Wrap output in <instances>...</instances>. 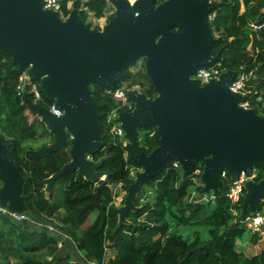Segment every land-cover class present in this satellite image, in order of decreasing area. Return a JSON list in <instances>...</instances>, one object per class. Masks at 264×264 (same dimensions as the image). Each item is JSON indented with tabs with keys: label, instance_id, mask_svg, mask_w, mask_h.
<instances>
[{
	"label": "water",
	"instance_id": "obj_1",
	"mask_svg": "<svg viewBox=\"0 0 264 264\" xmlns=\"http://www.w3.org/2000/svg\"><path fill=\"white\" fill-rule=\"evenodd\" d=\"M110 0L116 11L102 26L83 19L78 8L64 19L60 11L46 9L44 0H0V49L18 70L38 79L46 98L61 111L25 96L31 113L39 116L54 133L55 141L30 154L34 161L69 147L70 161L39 182L49 192L67 171L77 179L107 182L111 171L100 169L108 155H91L101 149L106 127L100 103L91 85L115 92L122 88L126 68L145 60V70L155 89L148 96L137 89L128 92L132 110H122L119 121L125 138L136 142L140 129L157 130L159 145L149 154L135 155L141 166L129 183L119 224L137 211V195L153 185L166 165L178 162L182 177L202 166V192H217L223 186L222 172L232 180L242 173L252 177L264 160V116L256 108L241 105L245 94L232 90L237 70L226 69L218 78L202 84L193 76L218 62L214 53L210 14L223 2L210 0ZM25 178L9 158L0 137V205L16 213L30 210L23 201ZM264 199V173L249 178L241 209L255 212Z\"/></svg>",
	"mask_w": 264,
	"mask_h": 264
},
{
	"label": "trees",
	"instance_id": "obj_2",
	"mask_svg": "<svg viewBox=\"0 0 264 264\" xmlns=\"http://www.w3.org/2000/svg\"><path fill=\"white\" fill-rule=\"evenodd\" d=\"M83 1L61 0L63 15L67 17L78 8L81 17L88 21L89 12L83 8ZM86 5L97 18H104L106 7L115 8L110 0H87ZM213 13L212 32L218 34L214 53L221 50L222 66L254 71L257 87H264V29L252 32L249 28L251 22L264 21V0H224L223 6ZM131 69L126 68L124 82H135L134 75L142 72L133 73ZM20 74L12 58L0 49V137L7 144L9 158L25 178L23 201L33 218L58 219L57 228L68 235L88 263L103 264L107 250L111 249L117 254L110 264H264V249L248 256L237 247L249 231L245 219L255 213L242 211L243 197L234 204L227 196L231 182L228 174L222 177L223 186L206 196L203 185L196 186L190 177L184 179L182 170L170 163L153 178L154 199L148 201L138 194L135 206L139 209L129 212L127 224H119L113 187L121 184L127 191L134 181L133 173L141 167L135 155L142 151L151 153L159 145V136L153 130L143 143L139 138L126 145L115 139L109 132L107 117L120 105L119 101L96 85L91 88L100 103L106 131L100 138L101 149L91 157L97 160L108 155L100 169L111 171L109 180L77 179L76 170L67 171L46 192L39 182L64 167L71 159L70 151L65 147L36 161L30 157L52 144L55 135L39 116L31 113L25 94L17 92ZM143 92L148 96L156 94L154 87ZM27 96L35 100L30 92ZM43 97L42 105H53L52 100ZM38 140L42 144L37 146ZM263 173L264 160L257 166V180ZM195 191L206 199H196ZM261 204L264 206V199ZM233 208L238 209V214H234ZM95 211V220L84 227ZM173 226L196 230L189 239L173 232ZM259 241L264 243L258 232L253 233L250 242L256 245ZM59 248V239L48 225L32 227L29 222H15L0 213V264H70V255H57Z\"/></svg>",
	"mask_w": 264,
	"mask_h": 264
},
{
	"label": "built area",
	"instance_id": "obj_3",
	"mask_svg": "<svg viewBox=\"0 0 264 264\" xmlns=\"http://www.w3.org/2000/svg\"><path fill=\"white\" fill-rule=\"evenodd\" d=\"M133 1V0H131ZM44 7L46 9H54L60 11L62 13L61 0H44ZM62 17L65 19L66 17L62 13ZM215 17V13L210 14V21H212ZM249 28L252 32H259L264 29V21H254L251 22ZM214 36H218L217 33L213 34ZM251 49L250 46L248 48ZM226 69L222 66L221 62L218 61L214 63V65L198 70V72L193 76L194 78H199L201 83L204 84L208 82L212 78H218L220 74ZM257 74L254 71L245 72V71H237V75L232 84V90L236 92H240L247 96L246 100L241 103L242 106L246 108H256L258 113L264 116V87H257ZM139 90L142 91V86L136 82H123V86L121 89L111 92L106 91L107 93L113 95V97L119 101V106L112 109L107 117L108 126L110 127L109 132L115 138L122 141L123 145H126L129 141L125 138V130L121 126V122L119 121V113L122 110H132L133 102L128 99V92L131 90ZM16 90L19 94H25L27 96V92H30L35 100V103H40L44 98L43 91L40 87L39 82H34L33 79L27 73V70H23L19 76L18 83L16 85ZM42 105V104H41ZM44 106V105H43ZM51 111L57 115L61 114V111L58 110L54 104L49 107ZM121 109V110H120ZM106 127V125H105ZM106 131V130H105ZM173 165L176 168H181L178 162H173ZM202 166L198 165L193 173V175H199L202 173ZM227 172H222V177L226 176ZM252 178L257 180V168H254L252 177H247L244 173L238 179L232 180L230 182L229 190L227 192V196L230 198L232 203H237L240 201L241 197H243V193L245 192V183L246 181ZM204 197V196H203ZM203 199H206L204 197ZM234 214H238V209L233 208ZM0 213L7 216L11 220L15 222H36L34 218L27 212L16 213L9 211L0 205ZM255 214L249 216L245 219V224L248 226L249 230L253 233L258 232L261 235V238L264 239V206H261L260 209L254 212ZM48 228L51 231H55L56 227L54 225H48ZM70 264H95L88 263L86 260L80 263L76 261H70Z\"/></svg>",
	"mask_w": 264,
	"mask_h": 264
},
{
	"label": "rangeland",
	"instance_id": "obj_4",
	"mask_svg": "<svg viewBox=\"0 0 264 264\" xmlns=\"http://www.w3.org/2000/svg\"><path fill=\"white\" fill-rule=\"evenodd\" d=\"M86 2H87V0L83 1V3H84L83 4V8L87 9V11L89 12L88 21L93 22V24L97 25V26H102L103 23L107 22L108 16L112 15L116 11V8H114V7H110V6L106 7L104 9V11H105L104 18H97V17H95L94 12H92V10H90L87 7ZM241 11H244V6L243 5L241 7ZM211 25H212V21H211ZM212 27H213V30H214V26H212ZM131 70H132L133 73H137L140 70H142V72L134 75V81L136 83H139L142 86V91H146L147 89H151L153 87L152 86V82H151V80H150V78L147 75L146 70H145V62L142 63L139 60L138 65L136 67L132 68ZM91 86L94 87L93 84ZM140 132H141V135H140L139 142L143 143V141L145 140V138L148 136V134L151 131L141 128ZM40 144H42V142L39 141V140L37 142H35V145H37V146L40 145ZM140 169H141V167H140ZM182 173H183V171H182ZM190 179H193L195 181L196 186L203 185V183L200 180V176L198 174L194 175V176L191 175ZM113 188H114V193H115V205L116 206L123 205V199H124V196H125V194L127 192L125 187L123 185L119 184V185L114 186ZM212 193L213 192H211L209 194H206V196H210ZM139 195H140V197H143V199H147L148 201H152L154 199V197H155V192H154L153 187L151 185H146L143 188L142 192L139 193ZM193 195L196 197V199H201L203 197V195H199V193L196 192V191L193 192ZM96 215H97L96 211L91 213L88 216V218H87V220H86V222L84 223L83 226L84 227L89 226L95 220ZM37 219H38L37 217L34 218V220L38 221V223L29 222L30 225H32V227L35 226V227L39 228L42 225H54L56 227V230L53 231V233L59 239V247L60 248H59V251L57 253L58 256L59 255L66 256L67 252H71V249L75 248L74 247L75 244L71 241V239L68 237V235H66L62 230L57 228L58 223H59L58 219L55 218V219L47 220V219L44 218L46 221H44L43 218L40 219V220H37ZM142 219H144V217ZM172 229H173L172 230L173 232L181 234L185 238H189V239L193 238V232H194V230H196L195 228H192V227H182V226H180V227L173 226ZM204 231H206V229H204ZM252 234H253V232L251 230H249L244 235V237L241 240H239V242L237 244L238 249L240 251H243L248 256L257 254V253L260 252V250L264 249V243L262 241H259L256 245H254V244H252L250 242ZM75 251H76L75 253H77V254H76V258H74V259H77L79 261H82V260L85 261L83 256L81 257V255L78 254L79 252H77V249H75ZM48 259L51 260V257H48Z\"/></svg>",
	"mask_w": 264,
	"mask_h": 264
},
{
	"label": "crops",
	"instance_id": "obj_5",
	"mask_svg": "<svg viewBox=\"0 0 264 264\" xmlns=\"http://www.w3.org/2000/svg\"><path fill=\"white\" fill-rule=\"evenodd\" d=\"M106 23V22H105ZM104 24V23H103ZM37 220H40L39 218L37 219ZM35 223H38V221H36ZM40 224V223H39ZM75 248L74 249H71V252H67L66 254L67 255H70V257H71V260L70 261H76L77 263H80V262H82V261H79V260H77V259H74V258H76V254L77 253H75L76 251H75V249H77L76 248V246H74ZM77 252H79L78 250H77ZM78 254H80L81 255V257H82V254H81V252H79ZM117 254V251H115V250H111V249H108L107 250V252H106V254H105V259H104V262H103V264H110L109 262H110V259L111 258H113L115 255ZM95 264H97V263H95Z\"/></svg>",
	"mask_w": 264,
	"mask_h": 264
},
{
	"label": "flooded vegetation",
	"instance_id": "obj_6",
	"mask_svg": "<svg viewBox=\"0 0 264 264\" xmlns=\"http://www.w3.org/2000/svg\"><path fill=\"white\" fill-rule=\"evenodd\" d=\"M162 1H164V0H158L154 5L155 6H157L159 3H161ZM210 1H213V2H223V4H224V0H210ZM229 1H233V0H229ZM223 4L220 6V7H222L223 6ZM219 7V8H220ZM213 13V12H212ZM142 63L143 62H145V60L144 59H141L140 60ZM51 131V130H50ZM92 158V157H91Z\"/></svg>",
	"mask_w": 264,
	"mask_h": 264
}]
</instances>
